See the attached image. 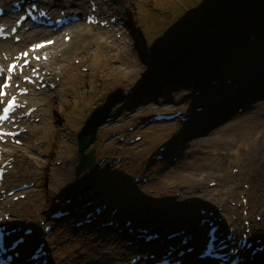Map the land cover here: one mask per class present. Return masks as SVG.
I'll use <instances>...</instances> for the list:
<instances>
[{
    "label": "rangeland",
    "instance_id": "obj_1",
    "mask_svg": "<svg viewBox=\"0 0 264 264\" xmlns=\"http://www.w3.org/2000/svg\"><path fill=\"white\" fill-rule=\"evenodd\" d=\"M206 1L107 0L100 9L117 19L113 29L104 30L80 23L79 26L84 29L83 34L79 38H73L72 45L64 50V53L57 52L58 60L48 64L49 69L56 72L51 81L59 84L60 99L66 103L63 110L69 112L68 115L56 118L55 125L60 133H67L70 138L65 140L67 145L62 152L64 160L55 156L47 147L41 153L34 148L31 150L40 159L50 158L49 166L64 168L69 162H74L67 182L62 188L61 185H56L59 189L58 196L66 194L72 198H83L78 204H71L70 208L83 204L86 201L85 196L94 195L120 205V209L131 219H156L169 225L187 220L197 223V218L194 217L199 209L205 207V210H212L216 205L212 202L196 204L194 199L188 198L186 194L182 199L184 201H176L180 200L182 195L180 186L187 184L194 186L193 190H196L197 186L199 195L208 190L206 195L214 197V200L222 197L229 207L236 206L237 211L230 213L229 218L234 220L237 214L241 217L239 222L235 219L231 225L238 234L243 231L242 227L246 221L253 219L261 222L262 215L259 210L250 207L247 203L248 197L244 193L250 189V184L246 178L238 175V167H232L234 164H231V161L239 157L242 162H246L250 154L247 148L255 138L260 137L264 144V62L249 60L245 64L246 72L242 77L238 76L236 82L230 77H220L223 82L215 87L216 89H206L204 93L196 94L198 87L187 88L184 84L174 82L165 83V87L159 90L163 91L155 95V90L151 89L152 83L159 81L163 70L193 71V64H200L201 59H204L202 62L219 63V68L228 65L225 67L230 69V74L233 75L238 61L243 65L247 59H251L253 50L260 51L264 47L263 39L250 41L247 37L250 42L247 41L241 48L232 51L227 60L219 61L218 56L213 53L203 56L200 52H195V49L188 48L187 44L184 47L179 44L180 47L175 49L176 51L166 54L161 47L164 44L157 45L161 41L158 37L169 29V24L179 18L187 23L189 18L193 21L197 18V23L202 24L204 17H194V11L191 9L201 7L198 14L206 15L208 11L202 9ZM82 2L81 8L86 5L85 0ZM161 23L164 25L160 26ZM191 31L189 34L199 43V38L204 37L203 28L196 27ZM66 32L71 37V32ZM182 37L184 36L174 33L169 39L175 43ZM83 38L90 40L88 45H83ZM36 39L32 38L31 41ZM26 44L16 46L15 49H20ZM54 47L55 45L51 50H54ZM200 81V78H197L198 84ZM217 83L218 81L215 85ZM250 84H253L254 88L245 94L249 97L246 104L243 99L236 102V96L231 97L235 91H246ZM118 87L123 89L124 96H121L122 101L117 102L111 110V120L116 124L108 128L107 121L98 127L95 140L85 150L86 153L90 149L93 150L95 165L91 173L85 170L76 174L79 165L75 160L76 133L94 107L103 103L107 93ZM54 91L56 90H47L42 99L54 97ZM67 92L72 93L69 99H66ZM215 97L218 98L217 102ZM226 97H231L232 108L229 106L221 110L224 105L221 106L219 101ZM202 102H205L204 107L199 113L189 117L187 121H180L181 117L187 116ZM177 111L181 113L169 121L145 122L156 113L168 114ZM31 121L40 124V116L31 118ZM136 136L140 137L137 141L134 140ZM22 142L21 140V144ZM20 146L24 147L23 144ZM162 148L164 156L159 153ZM207 150L216 155L207 156ZM157 154H161L163 159H152ZM199 154L206 156L198 157ZM255 167L259 169L258 165ZM233 168L235 172L232 171ZM53 173L57 175L59 172ZM43 174L45 177L39 187H34L33 193L20 198L21 202L17 207L26 204L27 208H31L28 202L36 197V190L39 188L46 193L49 187L46 176L51 174L46 169ZM233 174L236 175L235 180H229V175ZM143 177L146 182L141 181ZM30 179L25 178V181ZM135 179L138 181L135 182ZM210 183L214 185H209ZM234 183L238 184V187L235 186L233 193L226 192L235 185ZM171 186L174 189H171ZM255 186L256 181L252 182V188ZM53 198L51 200H54ZM184 202L193 206V211L188 212L189 214L178 207ZM35 208L37 210H34L36 213L33 212V215L28 216L26 212L23 214L27 224L40 219L38 217L44 216L48 210L39 204ZM248 212L250 219H244ZM79 214L83 215V212ZM120 218L118 220L121 222L122 216ZM74 219L67 216L56 223L55 229L47 238L46 249L50 253L52 264H112L117 261L114 260L116 258L124 257L127 261L132 256L123 253L122 244L127 240L122 239L120 245L118 242L122 237L116 234L108 237L110 232L102 235L94 225L73 227ZM254 234L257 235L258 231ZM31 241L33 247L38 241V236L31 238ZM102 242L110 243L112 251L106 253L102 250L107 248H102L94 252ZM110 257L112 259L108 261ZM262 261L264 255L257 264H262Z\"/></svg>",
    "mask_w": 264,
    "mask_h": 264
},
{
    "label": "bare ground",
    "instance_id": "obj_2",
    "mask_svg": "<svg viewBox=\"0 0 264 264\" xmlns=\"http://www.w3.org/2000/svg\"><path fill=\"white\" fill-rule=\"evenodd\" d=\"M5 1L6 0H4V2ZM99 12H100V15H104V12L101 9H99ZM1 20L5 21V19H1ZM79 25L80 23L77 22V23H73L70 26L66 27L65 30H69L72 35V37L68 40V43H64L63 41H61L60 43L57 44V47L55 48V50L51 51V49H47V53L50 54V56H52L54 60H58V58L54 56L56 55L57 52L64 53L65 52L64 50H66L72 45L73 38L74 39L79 38V36L83 34L84 29L81 28ZM31 37H36V36H31L29 34L26 35V33L23 32L22 38L20 41H22L23 43L24 41H26L27 38L30 39ZM89 42L90 40H88L87 38L82 39V43L84 46H85V43L88 45ZM14 48H15V45L11 40H7V39L4 41L0 40V51L4 53L12 52V54H16V51H14ZM138 49L141 50L140 46H138ZM63 58H65V56ZM247 62H245V64ZM209 63H210L209 65L214 64L212 61ZM245 64L244 66H236L237 68H236V73L234 75L235 77H233V81L236 82L238 80L237 73L247 70L245 68ZM53 75H56L55 71H52L51 74L49 75L44 74L43 76H44V79H48V82H50L51 81L50 79L53 77ZM198 75L199 74H197L195 71H191L189 69H185L181 72L178 70L174 71L173 69L163 70L160 73L159 81L156 80L155 82L152 83L151 89L155 90L153 92L154 93L153 95H155L156 93L162 92L163 90L162 91H159V90L165 87L164 86L165 83H170V82L172 83L174 82L176 84L177 83L184 84L185 87L187 88L188 86L194 87L197 83V78L199 79ZM158 83H159V86H157ZM252 88H254V86L253 84H250L246 91H243L240 94H237V92H235L231 95V97L236 96L237 98L236 102H240L243 99L245 101L244 104H246L247 103L246 100L249 97H247L245 94H247L250 90H252ZM45 91L46 89H40V90L31 89L28 95L23 96V99L27 101V106L22 109V112H25V110L30 106L35 107V110L31 112L29 116L20 120L21 126L27 128V131L21 133L18 137L22 141L24 140V147H20L10 141H7L6 143L3 144L2 160H5V159L8 160L9 164H11V167L7 169L6 173L3 176L2 187L6 188V191H9L10 189L18 185H21L23 183L33 182L32 186H29L26 189H22V190H15L11 195H6L3 201H0L1 223L8 224L9 226H11L10 228H15V227L27 224V222H25V219L23 218V214L26 212L25 214L28 216L33 215V212L36 213V211L34 210H37V208L35 207L38 204L41 205V207L43 208L47 207L46 209H52V208L56 209L59 207L68 208L69 207V204L67 203L62 204L60 202L62 199H60L61 195L58 196L59 189L56 188L57 187L56 185H61V188H62V185L67 182L68 177L71 174L72 167L74 166V162H69L64 168H57V167L49 166L50 158L40 159L36 155V153L31 150V148H34L41 153L42 151L45 150V147H47L52 153H55V156H58L62 158V160H64L62 152H63V149L67 145L65 140L70 138L69 134L63 133V131H61L60 133V131L57 129L55 125L56 118H61L64 115H68L69 113L66 109L63 110L64 105H66V103L65 101L60 99V93H61L60 87L57 88L56 91H54V97L51 96L48 99H42L45 96H40V95L43 94ZM71 96H72L71 92L66 93V99H69ZM144 96L146 97V94ZM231 97L229 99L226 98L225 100L224 99L220 100L219 102L221 104L228 103L230 105L229 102H230ZM236 98L234 100H236ZM215 102H217V100H215ZM221 108L224 109L225 107L223 106ZM229 108L231 109L232 107L230 106ZM257 112L258 111H255V113ZM37 116H40V124H37L31 121V118H34ZM108 122L109 123L106 124V127L108 128L113 127L116 124V122L113 121V119ZM253 141L254 142H252V145L247 148L250 154L247 157L246 162L245 161L242 162L241 159H238L239 157H237V159L231 161V164H234L232 165V167H238V170H237L238 175L242 178H246V180H248L250 184V187H249L250 189L244 191V193L248 197L247 203L250 205L252 209L259 210L260 214L262 215L261 217L262 219H261V222H256L253 219H250L249 212H248V216L245 217L244 219H250L251 223L248 226L250 228V231L254 233L257 230L258 231L257 235L259 236V238L262 239V242L264 243V144H263V141H260V137L255 138ZM205 153L207 156L216 155V153H213L208 150L205 151ZM202 155L206 156L205 154H199L198 157ZM256 165L259 166V169L255 167ZM247 167H250V169H247ZM45 169L47 171L49 170L51 174L50 176H46L47 181H49V187L46 189L45 191L46 193H44V190L42 188H39L36 190V197L33 200L28 202V204L29 203L31 204V208H27L25 206L26 204L20 205L17 207V205L21 201L18 198L16 200H13L14 196H17L19 194H25L26 196H28L31 193H33L34 187H39V185L42 183V180L45 177L43 174ZM53 172H59V173L56 175ZM229 176H230L228 177L229 180L234 181L236 178L235 177L236 175H229ZM25 178H31V179L29 181H25ZM255 181H256V186L252 188V182H255ZM234 184L235 185H233L231 189H228L229 191L226 190V192L233 193L236 187H238V184L236 183ZM170 188L174 189L173 186H171ZM193 189H194V186L187 185V184L180 186L179 190H180V193L182 192V195L180 194L181 195L180 200L176 199V201H179V202L184 201L182 199L183 197H185V194H186L188 198L192 197L196 204H199V203L207 204V203L212 202L213 204H215L217 207H220V208L219 209L216 208V210L209 215L208 220L214 219V222L218 224L219 226L223 223L222 221V223L220 224V222L218 221L217 217L219 216L222 219L224 218V222L226 221V223H229V224H232L235 221V219L237 221L241 219V217L238 214L236 215V218L234 220H231L229 218V214L236 212L237 207L236 206L229 207L222 197L218 198L217 200H214L213 199L214 197L206 195L208 194V190H205L204 194L199 195L198 191H196L198 190L197 186L195 188L196 190H193ZM53 197L58 198L59 202H53V200H51ZM207 197L209 198L207 199ZM109 203L111 205L109 206L111 210L116 208V212L114 213L112 219L120 220L121 216L124 218L127 217V213H125L122 209H120L116 204L112 203L111 201H109ZM180 205L178 207L182 208L183 211H186L187 214H189L188 212L193 211V206H189L185 202ZM24 208L28 210H25ZM78 209H80L82 212L84 211V208L78 207ZM78 209L73 211L75 215L80 213ZM38 212L40 211H37V213ZM5 215H8V218L6 220L4 219ZM93 215L96 218L100 216V215L96 216L94 213ZM207 215L208 214L206 211L204 216H200L196 214L195 217L198 218V222H199L201 218ZM38 218H40V220L45 219L44 216H39ZM138 219H140V217ZM152 222L157 224L153 228L159 232V235H160L159 237L164 239V243L174 244V245L178 244L182 236L186 234L191 235V239L188 241L187 246L195 245L196 244L195 237H197L200 233H204L207 228V224L205 222L202 224V226H198L196 225L198 222L193 223L190 221L189 223H185L187 227L186 231L188 232L184 233L183 235L175 236L171 239L165 240L166 233L164 232V230L166 228V225L161 224L162 222L159 220L156 221V219ZM29 227L30 228L34 227L32 235L43 234V227L40 228L39 220L36 222L28 223V225H26L24 228H29ZM115 228H118V227H114L113 225H109V226L107 225V226L102 227L101 229L103 231H106V230H114ZM181 228L182 227H180L179 229ZM237 229H239V227H237ZM243 229H245V227H243ZM17 234H18L17 232H13V233H10L8 236L9 237L17 236ZM137 234L138 232H135L134 235L132 236L125 235L124 237L130 238V239H136V241H139L141 239L136 238ZM30 238H31L30 236L27 237V241H28V243L26 244L27 246L25 245L23 246L25 247V250L30 249L29 248L31 245ZM122 239L123 238H121L118 242L120 245H121ZM110 245H111L110 243L102 242L97 246V247L99 246L100 247L96 248L94 252L102 248H107L102 251L109 253L113 249L110 247ZM42 250H44V247H42ZM123 253H125V255L132 253L131 247L130 246L125 247ZM173 254L174 253H172V255ZM260 256L259 255L256 256L254 260H257ZM26 257L27 259L25 260L24 264H31L35 261L34 259H29L28 256ZM191 257H192V253L186 254L184 257V264H192V262H190ZM45 258H46V255H40L39 257H37L36 264H40V261ZM262 264H264V261H262Z\"/></svg>",
    "mask_w": 264,
    "mask_h": 264
},
{
    "label": "trees",
    "instance_id": "obj_3",
    "mask_svg": "<svg viewBox=\"0 0 264 264\" xmlns=\"http://www.w3.org/2000/svg\"><path fill=\"white\" fill-rule=\"evenodd\" d=\"M200 8L197 7L191 11H194V17H204L202 24L197 23V18L194 21L189 18V23L179 18L173 24H169V29L161 37H158L161 40L158 45L164 44L161 46L163 51L177 50L180 47L179 44L181 47L187 44L188 48L195 49V52L198 51L203 56L213 53L218 56L220 61V59L227 60L232 51L235 52L247 42L245 38L247 32H253L258 39L264 40V0H207L202 5V9L204 8L208 12L203 16L198 14ZM206 17L208 18L206 19ZM196 27L203 28L204 37L199 38V43L189 34L192 32V28ZM174 33H179L184 37L173 43L169 38ZM232 34H234L233 37L227 40ZM253 52L256 56L253 54L251 57L264 59V47L260 51L255 49ZM202 60L204 59H201L200 64L194 63L193 66L195 68L202 67L204 74L209 75L210 72L216 71L215 67L219 68V63L209 65L208 61L202 62Z\"/></svg>",
    "mask_w": 264,
    "mask_h": 264
},
{
    "label": "water",
    "instance_id": "obj_4",
    "mask_svg": "<svg viewBox=\"0 0 264 264\" xmlns=\"http://www.w3.org/2000/svg\"><path fill=\"white\" fill-rule=\"evenodd\" d=\"M173 51V50H170ZM121 88H117L111 91L104 102V104L97 106L87 117L83 127L78 132L77 142H78V158L79 165L76 169V173L88 170L89 172L93 169L95 163L93 160L92 152L85 154L84 150L90 145V143L95 139V134L98 126L102 124L109 116L110 109L112 106L120 100L122 96ZM97 117L99 118L97 120Z\"/></svg>",
    "mask_w": 264,
    "mask_h": 264
},
{
    "label": "snow or ice",
    "instance_id": "obj_5",
    "mask_svg": "<svg viewBox=\"0 0 264 264\" xmlns=\"http://www.w3.org/2000/svg\"><path fill=\"white\" fill-rule=\"evenodd\" d=\"M48 43H51V41H49ZM45 45H43V44H41V45H36L35 46V48H40V47H44ZM35 50V49H34ZM25 55H27L26 53H25ZM14 67V66H13ZM5 111H7V109L5 110Z\"/></svg>",
    "mask_w": 264,
    "mask_h": 264
}]
</instances>
